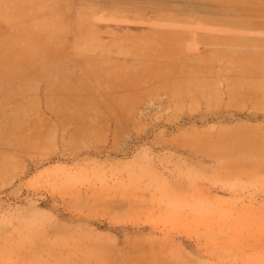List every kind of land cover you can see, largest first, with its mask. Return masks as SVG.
<instances>
[{"label":"rangeland","instance_id":"obj_1","mask_svg":"<svg viewBox=\"0 0 264 264\" xmlns=\"http://www.w3.org/2000/svg\"><path fill=\"white\" fill-rule=\"evenodd\" d=\"M249 2L45 0L33 55L0 21V264H264Z\"/></svg>","mask_w":264,"mask_h":264},{"label":"bare ground","instance_id":"obj_2","mask_svg":"<svg viewBox=\"0 0 264 264\" xmlns=\"http://www.w3.org/2000/svg\"><path fill=\"white\" fill-rule=\"evenodd\" d=\"M39 3H40V5L38 6L35 2L27 1V0H22L20 3H18V2L16 3L13 1H8V0H0V21H5V20L6 21H12L14 18H17V17L28 19L30 21L29 29L19 30L14 36H12L10 38V40H8V42H10L11 44H15V42L16 43L18 42L22 46L28 47L30 55L34 54L33 49L40 45V41H42L43 37L48 39V37L50 35V32H48L49 29H48L47 25L45 23H38L33 18L34 13L40 7H45V0H40ZM249 3H250V6H257L256 4L253 3V0H250ZM250 8H253V7H250ZM57 14H58V12L56 10H52V15L54 17H56ZM43 32H45V33H43ZM241 40L243 41L244 39L241 38ZM261 59H262V57H258V56H254V55H250V57H249V60L252 63H254L255 65ZM12 70L14 73L18 74V77H20L19 74H20L21 70H25L24 76L26 78H29L31 76L38 77V75H36L37 72H36V74H34V68L31 65L24 64L20 67L13 66ZM15 76H17V75L15 74ZM11 77H13V76H11ZM22 78H24V77H22ZM20 86H21V84H20ZM17 89H18V87H17ZM18 91H20V89Z\"/></svg>","mask_w":264,"mask_h":264},{"label":"crops","instance_id":"obj_3","mask_svg":"<svg viewBox=\"0 0 264 264\" xmlns=\"http://www.w3.org/2000/svg\"><path fill=\"white\" fill-rule=\"evenodd\" d=\"M258 57H260V56H258Z\"/></svg>","mask_w":264,"mask_h":264}]
</instances>
